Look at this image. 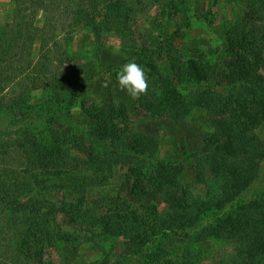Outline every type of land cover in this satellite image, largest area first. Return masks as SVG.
I'll use <instances>...</instances> for the list:
<instances>
[{
  "label": "rangeland",
  "instance_id": "obj_1",
  "mask_svg": "<svg viewBox=\"0 0 264 264\" xmlns=\"http://www.w3.org/2000/svg\"><path fill=\"white\" fill-rule=\"evenodd\" d=\"M71 1L56 5L68 11L79 0ZM33 2L35 0H9L5 3L10 17L0 23L1 31L7 33L3 28L6 22L15 27L27 22V26L42 28L48 17L46 10L57 6L54 0L38 6H33ZM86 3L93 7L107 2L87 0ZM109 5L113 12V31L106 34L101 43L85 26L91 22L89 18L76 16L72 21L71 13L66 19L61 16L55 19L54 29L49 28L53 36L45 33L48 49L44 54L50 55L51 61L60 60L62 54L56 55L50 39L54 37L60 43L59 50L66 44L59 68L65 89L57 99L40 89L24 91L36 73L35 62L43 52L37 39L32 50L25 48L26 61L17 74L19 78L0 81V97L4 98L0 103V180L8 184V179L17 178L15 183L20 187L24 182L30 183V192L18 191L17 194L21 193V199L28 201L32 208L45 213L40 216L29 213L28 209L9 212L10 208L0 198V264H156L152 259L155 256L182 263H188L184 261L192 257L200 264L264 263L263 254L243 256L230 242L215 238L194 241L178 230L167 229L141 246L144 236L137 231L138 224H165L173 210L156 190L157 178L156 182L148 180L145 187L137 181L140 172L146 174L155 169V161L141 156L118 167L106 183L95 185V147L88 140L93 138L88 134L94 128L95 107L100 102L124 105L131 129L127 137L133 139L132 131L145 137L153 136L157 143L156 158L174 165L178 181L206 200L205 186L197 181L211 175L209 167L201 169L192 159L199 158L205 139H214L217 121L202 106L194 107L182 120L166 118L159 112L148 116L141 109L144 99L141 97L158 91L160 77L170 83L173 73L168 55L172 59L179 57L181 61L183 55L202 62L224 59L225 26L240 20L244 0H117ZM111 12H107L108 15ZM99 16L96 20L101 22ZM120 22L127 23L128 29L122 31ZM259 24V35L264 41V14ZM61 25L62 30H59ZM64 36L69 39L63 40ZM168 48L170 54L164 53ZM124 61H135L145 69L149 83L146 95L137 99L120 89L116 73ZM50 67L58 68V62L51 63ZM218 81L216 76H208L201 84L211 90L221 89ZM174 85L179 90L189 88L179 80ZM25 92H29V96L24 101L8 106L13 97ZM29 104L32 106H27ZM251 133L257 135L258 141L253 148L261 149L264 119ZM69 134L74 136L70 138ZM62 139L65 143L59 159L57 151L62 147ZM37 156L41 165L38 170L35 167ZM50 158L55 159V165L46 162ZM200 170L205 173L202 177ZM67 172H79L83 184L93 181L94 185L90 184L84 196L79 197L68 189L71 183L68 179L77 174L66 175ZM19 189L23 191L25 186ZM241 196L244 202L257 197L264 201V157L257 176ZM206 207L202 209L201 219L208 223L213 220L210 214L232 210L228 206L222 211ZM206 216H210L209 219ZM106 221L118 223L119 231L104 233ZM45 229L53 231L47 240L42 234ZM132 242L139 251L133 250Z\"/></svg>",
  "mask_w": 264,
  "mask_h": 264
},
{
  "label": "trees",
  "instance_id": "obj_2",
  "mask_svg": "<svg viewBox=\"0 0 264 264\" xmlns=\"http://www.w3.org/2000/svg\"><path fill=\"white\" fill-rule=\"evenodd\" d=\"M45 1L49 2L50 0H35L33 6L43 4ZM104 1L107 3L94 4L93 7H90L86 3L87 0H79L74 8L71 7L65 11L56 4H66V2L71 3L72 1L54 0L57 8L46 10L48 17L42 28L32 27V24L27 26V22L18 25V27L6 22L3 28L7 30V33H3L0 29V81L11 82V79L19 78L17 74L23 68L25 48H28V51L32 50L37 39L39 48L43 52H40L41 56L35 62L36 73L31 77V83L24 88V91L29 88L31 90L40 89L49 97L57 99V96L65 89L62 81L64 76L59 68L63 63L66 44H63L64 47L59 50L60 43L56 42L54 37L50 39L56 50V55L62 54L60 60L53 58L51 61L50 55L44 54V50L48 49L45 33L53 36L51 29H54L52 25L55 19L58 20L60 16L66 19V15L71 13L72 21L76 16L89 18L91 22H87L85 26L91 30L97 42L101 43L102 38L111 30L113 31L111 28L113 12H111L112 8L109 2L117 0ZM244 2L245 9L240 20L225 26L226 52L224 59L202 62L199 59L183 55V61H181L179 57L172 59L168 55V58L171 59L173 73L170 83H166L160 77L158 91L141 97L144 98L141 109L145 110L148 116L159 112L166 118L182 120L194 107L202 106L207 108L210 116H213L217 121L213 133L214 139H205L199 158L192 159L194 164L201 169L202 166L209 167L208 172L211 175H207L202 181H197L205 186L206 200L193 194L190 186L178 181L177 169L174 165L167 160L156 158L157 143L153 136L145 137L132 131L133 139L130 140V137H127L131 129L124 105L102 101L95 107L94 128L88 134L95 138V140L88 139L89 143L95 147V185L106 183V180L118 167L142 156L154 160L156 165L153 171H147L146 174L140 172L139 177L137 176L138 183L145 187L148 180L153 181L157 178L156 190L162 194V199L173 208L165 224H138L137 231L144 236V240L142 239L143 241L140 243L141 246L155 239L159 236L158 234L165 233L167 229H170L184 232L185 238L193 237L194 241L215 238L230 242L243 256L264 255V201L258 197L248 202L241 201V192L257 176L260 160L264 157L263 145H260L262 150L253 148L258 144V141L257 135L251 133L264 119V73H262L264 72V41L259 35V22L264 14V0H244ZM103 12L111 13L103 16L101 15ZM98 16L102 20L101 22L96 20ZM121 19L127 22L125 16H122ZM71 26L70 24L69 27ZM62 27L63 25L61 28L59 27V30H62ZM49 28L51 29L49 30ZM126 28L127 23L120 22V29L123 31ZM68 39L69 37L66 36L63 38L66 41ZM168 49V51L164 50V53L170 54L171 49ZM53 62H58V68L50 67ZM208 76H216L219 79L217 85H220L221 89L211 90L208 87H203L201 81L206 80ZM177 80L189 88L179 90L174 85ZM1 91L0 87V94ZM28 96L29 92L18 93L17 97L10 100L8 106H15ZM3 100L4 98L1 96L0 103ZM69 135L70 138L74 136L73 134ZM64 143L65 141L62 139L60 142L62 147L57 151L59 159L63 156ZM46 162H49V165L56 164L54 158L47 159ZM39 164L40 159L37 156L35 161L37 170L41 167ZM42 166L44 165L42 164ZM72 168L74 169V167ZM202 171L200 170V177L205 174ZM73 173H76L77 177L73 176L68 179L71 182L68 189L79 197L84 196L86 188L90 187V184L94 185V182L83 184L80 181L82 177L78 174L79 172ZM16 181L17 178H10L8 184H4L3 180H0V198L3 204L10 208H8L9 212L28 209L29 213H36L40 216L45 214L39 209L32 208L27 203L28 201L22 200L21 193L17 194L18 191L22 194L30 192L32 190L30 183L24 182L25 189L20 191L19 188L23 185L17 186ZM149 188L151 187L147 189ZM206 206L212 207V210L221 211L228 206L232 210L229 213H212L210 214L212 217L206 216V219L209 217L213 219L211 223H208L206 220L202 222L201 219L202 209ZM119 228L118 223L106 221L102 230L104 233L115 234ZM148 230H150L149 233ZM125 231L128 230L125 229ZM52 232L51 229H45L42 234L47 240L50 238V234H53ZM132 244L133 250L139 251L137 244L134 242ZM152 259L157 262L156 264H200L196 257L184 261L188 263L159 256L152 257Z\"/></svg>",
  "mask_w": 264,
  "mask_h": 264
},
{
  "label": "clouds",
  "instance_id": "obj_3",
  "mask_svg": "<svg viewBox=\"0 0 264 264\" xmlns=\"http://www.w3.org/2000/svg\"><path fill=\"white\" fill-rule=\"evenodd\" d=\"M118 85L133 98L146 95L149 83L145 69L135 61L125 63L116 73Z\"/></svg>",
  "mask_w": 264,
  "mask_h": 264
},
{
  "label": "crops",
  "instance_id": "obj_4",
  "mask_svg": "<svg viewBox=\"0 0 264 264\" xmlns=\"http://www.w3.org/2000/svg\"><path fill=\"white\" fill-rule=\"evenodd\" d=\"M9 0H0V23L7 20L9 16V8L5 6V3L7 4Z\"/></svg>",
  "mask_w": 264,
  "mask_h": 264
}]
</instances>
